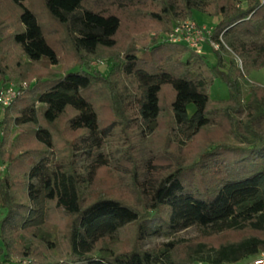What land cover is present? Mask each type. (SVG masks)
<instances>
[{
  "label": "trees",
  "instance_id": "obj_1",
  "mask_svg": "<svg viewBox=\"0 0 264 264\" xmlns=\"http://www.w3.org/2000/svg\"><path fill=\"white\" fill-rule=\"evenodd\" d=\"M4 1L18 11L19 27L8 35L18 54L14 70H1L0 77L26 81L31 75L22 66L41 62L49 69L32 73L37 78L2 117L0 164L5 170L0 172V209L5 213L0 221V264H21L24 258L32 259L30 264H236L264 251V135L256 128L264 122V86L249 83L243 101L242 73L233 59L225 62L218 51L217 65L209 66L202 54L184 44L159 43L153 36L150 43L138 45L130 29L123 46L117 40L126 22L148 19L167 33L171 20L192 18L193 11L217 19L212 26L215 39L235 30L255 32L264 21V0H42L44 13L53 27L64 30L67 49L74 54L64 67L38 11L27 0H0V7ZM3 42L0 34V48ZM230 45L246 71L264 67V42ZM105 54L110 69L103 76L90 62ZM216 77L229 89L225 101L210 98L209 86ZM25 95L28 100L13 112L15 102ZM101 103L110 110L107 122L101 118ZM163 108L170 121L165 137L170 141L172 132L184 146L207 128L210 114L226 120L236 147L210 143L193 163H215L219 158L214 173L208 171L213 177L204 180L197 172L189 177L186 172L193 169L180 158L167 165L152 159L146 179L140 181L128 130L139 121L155 133ZM240 110L243 123L237 118ZM115 127L127 140L126 148L98 152ZM77 154L90 160L80 170ZM110 166L121 176L126 173L140 206L108 185L93 188L101 170ZM51 206L70 218L62 259H44L39 250L56 245L45 231ZM192 225L210 228L207 236H242L217 246H188L182 262L173 258L175 242L151 249L138 246L154 234ZM125 229L131 230L130 246L103 245L118 242Z\"/></svg>",
  "mask_w": 264,
  "mask_h": 264
},
{
  "label": "rangeland",
  "instance_id": "obj_2",
  "mask_svg": "<svg viewBox=\"0 0 264 264\" xmlns=\"http://www.w3.org/2000/svg\"><path fill=\"white\" fill-rule=\"evenodd\" d=\"M31 6H33L40 16V21L44 24L45 30L48 36L50 43L58 50L60 66H65L69 63L73 58L74 54L67 49V43L65 39L64 30L52 26L53 22L49 19L43 8L42 0H27ZM17 9L11 5L9 2L4 1L0 7V34L4 37L3 47L0 48V71L1 70H14V65L16 61V57L18 54V49L13 46L8 39V35L18 29L19 24L17 22ZM190 17H186L183 19H187ZM138 18L136 22H126L122 24L121 30L119 31L117 40L118 46H123L122 43L126 40L127 31L133 30L135 38L137 39L138 45H146L151 42L153 36L157 37V41L159 43H164L166 41L167 33L162 31L163 27H159L161 31L156 30V23L149 22L148 19ZM183 19H173L171 20L170 27ZM192 19L195 20L199 25H205L207 27L213 26L217 19L211 15L200 11H193ZM150 28H146L149 27ZM150 29V30H149ZM145 31V32H144ZM223 45L220 50H214L208 43L202 44L201 50L202 55L207 58V63L209 66L217 65V54L216 51L220 53L225 62L233 59L236 67L241 71L242 78V100L245 101L247 99V87L249 83H256L264 86V67L261 68H250L247 71L244 68V62L241 57L236 55L231 48L230 43H252L255 46H259L264 42V21L259 22L257 24V30L255 32H249L246 30H235L231 31L225 35H222ZM125 44V43H124ZM109 55V54H108ZM107 55H103L101 58L93 59L90 62V65L98 70L103 76L107 75L110 69V65L106 63ZM205 59V58H204ZM49 66L46 62L36 63L33 65L22 66L23 72L30 74L31 78L26 80L25 82H32L37 78L33 76V72L35 71H47ZM1 73V72H0ZM34 77V78H32ZM5 81L4 78L0 77V84ZM14 81V80H11ZM22 82V81H20ZM166 90L163 91V99L166 97ZM209 94L211 100L214 101H225L229 98V89L227 84L219 77H216L212 84L209 86ZM29 95H25L17 100L12 107V111L16 110V107L23 101L28 100ZM166 104V101L163 102ZM164 107H166L164 105ZM194 107L192 104L188 105V112L192 113ZM110 110L104 103H101V118L108 121L107 118H110ZM237 118L240 123L244 121V113L240 110L237 114ZM170 124L168 118L167 109L163 108V113L161 120L159 122V130L155 133L148 132L147 128L143 126V124L137 121L132 127L128 130V138L131 142L132 154L136 158L138 166L140 168L139 178L140 181L146 179L148 175V167L147 162L149 160H156L160 162V164L167 165L170 164L172 160L175 158H180L182 164L190 166L193 170H188L186 175L191 177L194 172L201 173L200 177L204 180H208L210 176H212L211 172H213V165L220 161L217 158L215 163L210 159L209 161H202L200 164H193L197 159L200 151L210 143L220 142L225 143L229 146H234L238 144L233 133L227 131L229 126L227 125L226 120H223L219 113H214L209 115V125L205 130H202L201 133L187 146L181 144L174 133L171 132L170 141L165 137L166 127ZM62 127V124H60ZM226 127V128H225ZM256 128L258 132L264 135V122H259L256 124ZM127 140L124 139L123 133L120 131L118 127H115L111 134L107 137L105 143L101 147L98 152L108 154L112 151H121L126 148ZM53 160L52 156L49 157V161L47 165L51 163ZM76 168L78 170L82 169V166L89 162L86 161L83 156L77 154L75 159ZM165 167V166H163ZM50 167L48 166V170ZM214 173V172H213ZM101 175H99L95 180V185L93 188L97 190H102L107 188V185L110 189L116 191L117 194L122 196L125 199H129L135 206H140L141 200L132 195L130 192V188L128 187L129 179L126 173H123L121 176L118 171L114 169L113 166L108 167L106 170H101ZM213 177V176H212ZM34 184H38L37 179L32 180ZM207 184L211 187V182H207ZM92 188V189H93ZM94 195V194H91ZM4 209H0V221L4 216ZM48 222L45 226V231L49 234V240L55 241L56 245L51 248L50 251H46V249L41 246L39 250H42V255L45 258L49 259H62L64 258V250H66L65 236L68 228V223L70 218L66 217L61 211L56 210L53 206L50 207L48 214ZM211 231L210 228L202 229L196 225L189 226L187 228L175 231L168 232L167 230L162 231L158 234H154L145 238L144 240L138 243V246L142 249H151L158 248L163 243H167L169 241L175 242L176 247L173 252V258L176 262H182L185 259V252L188 246H192L197 244L198 242H204L210 246H217L220 243L227 242L242 236L241 233H222L219 235L207 236L206 234ZM247 234H250L247 231ZM118 242L107 243V241L103 245L111 244L112 248H121L125 249L130 246L133 242L132 234L130 229H125L122 231L120 236L117 238ZM1 245V240H0ZM38 253V252H37ZM41 258L42 256L39 255ZM204 257V256H202ZM32 259L24 258L21 259V264H30ZM10 264H15L14 262ZM197 264H207L206 262H198Z\"/></svg>",
  "mask_w": 264,
  "mask_h": 264
},
{
  "label": "built area",
  "instance_id": "obj_3",
  "mask_svg": "<svg viewBox=\"0 0 264 264\" xmlns=\"http://www.w3.org/2000/svg\"><path fill=\"white\" fill-rule=\"evenodd\" d=\"M166 41L173 44H184L197 54H202L201 45L208 43L214 50H220L224 44L222 34L217 39L213 37L212 26L199 25L192 18H187L174 23L166 35ZM28 87L25 81H3L0 84V125L2 117L8 107ZM1 136V131H0ZM5 170V165L0 164V172ZM236 264H264V251H260L253 258Z\"/></svg>",
  "mask_w": 264,
  "mask_h": 264
},
{
  "label": "crops",
  "instance_id": "obj_4",
  "mask_svg": "<svg viewBox=\"0 0 264 264\" xmlns=\"http://www.w3.org/2000/svg\"><path fill=\"white\" fill-rule=\"evenodd\" d=\"M203 57L205 58V60H207V58L203 55Z\"/></svg>",
  "mask_w": 264,
  "mask_h": 264
}]
</instances>
